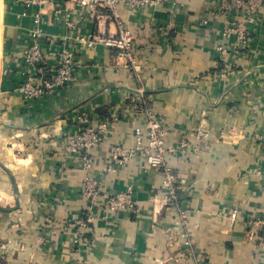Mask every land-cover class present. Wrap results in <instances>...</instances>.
<instances>
[{
    "label": "crops",
    "instance_id": "crops-1",
    "mask_svg": "<svg viewBox=\"0 0 264 264\" xmlns=\"http://www.w3.org/2000/svg\"><path fill=\"white\" fill-rule=\"evenodd\" d=\"M60 7L74 26L46 6L45 49L66 35L74 48L77 34L101 36L74 0ZM215 7V0H174L140 15L122 0L136 67L103 43L77 48L73 83L26 101L20 85L38 70L22 61L37 10L0 0V264H167L168 229L182 212L203 264H264L256 221L264 218V25L250 27V42L238 49L223 32L241 18L216 16ZM143 102L166 125L167 161L187 180L179 207L153 202L163 175L146 170L144 153L109 166L115 148L136 147L137 132L148 144L147 117L136 111ZM83 120L107 132L91 152L90 172L67 148ZM197 130L210 136L196 140ZM88 174L106 192L132 186L136 208L113 212L104 196L92 207L82 191Z\"/></svg>",
    "mask_w": 264,
    "mask_h": 264
},
{
    "label": "built area",
    "instance_id": "built-area-1",
    "mask_svg": "<svg viewBox=\"0 0 264 264\" xmlns=\"http://www.w3.org/2000/svg\"><path fill=\"white\" fill-rule=\"evenodd\" d=\"M24 2L28 7L36 8L34 22L36 28L33 30L31 40L23 55V65L31 66L38 70L37 74L27 76L20 85V92L26 101L38 100L46 95L55 94L62 91L73 83L76 74V51L75 49L94 48L100 43L106 44L118 52V56L127 61L130 67H136L137 51L135 47L134 31L126 27L119 6L122 0H74L82 17L90 19L95 23L97 31L101 36L90 34H77L75 44L77 48L67 46V43L74 37L73 34L62 38L61 44L53 42L50 49H45L39 42L44 32L41 27L46 6H52L57 11L59 19L64 25L73 27L71 14L64 11L60 4L63 0H18ZM174 0H125L131 12L143 14L147 6L173 2ZM216 7L214 14L224 16L235 14L240 21L229 26L223 32V36L235 39L238 49L246 46L250 42V27L259 30L264 25V0H215ZM61 8V9H60ZM116 31H112V28ZM222 53L228 50L219 47ZM238 52V50L236 51ZM51 62V66L49 63ZM136 111L144 113L147 117L146 131L149 137L147 145L143 143L142 133L137 132V144L133 149L117 147L112 153L110 168L114 165H125L135 159L139 152L147 157L146 170H157L163 175L162 192L152 200L157 204L178 206L179 191L187 180L180 177L167 161L166 139L168 129L158 114L152 112L144 102L136 105ZM82 130L70 136L67 148L71 153L81 156L84 170L91 171L95 165V160L91 152L100 146L106 137L105 125L91 127L87 120H83ZM209 132L197 130L196 140L206 139ZM83 194L91 201V206L96 207L99 199L104 196L106 206L113 212L132 210L136 208L137 201L134 198V189L129 186L122 192H106L100 186L97 179L87 175L83 181ZM160 202V203H158ZM93 215V213H92ZM231 218L236 220L238 213L233 211ZM263 227V236L260 245L264 251V218L256 220ZM85 221L80 223V227L86 228ZM169 242L166 245L165 262L168 264H203L194 250L192 233L188 228V220L182 212L180 223L176 228L168 229ZM79 242L78 240L76 241ZM261 264V263H257Z\"/></svg>",
    "mask_w": 264,
    "mask_h": 264
},
{
    "label": "rangeland",
    "instance_id": "rangeland-1",
    "mask_svg": "<svg viewBox=\"0 0 264 264\" xmlns=\"http://www.w3.org/2000/svg\"><path fill=\"white\" fill-rule=\"evenodd\" d=\"M82 186H83V184H82Z\"/></svg>",
    "mask_w": 264,
    "mask_h": 264
}]
</instances>
